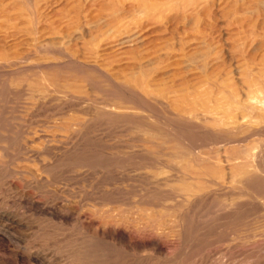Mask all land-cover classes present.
<instances>
[{
    "label": "rangeland",
    "instance_id": "obj_1",
    "mask_svg": "<svg viewBox=\"0 0 264 264\" xmlns=\"http://www.w3.org/2000/svg\"><path fill=\"white\" fill-rule=\"evenodd\" d=\"M263 72L264 0H0V264H264Z\"/></svg>",
    "mask_w": 264,
    "mask_h": 264
},
{
    "label": "bare ground",
    "instance_id": "obj_2",
    "mask_svg": "<svg viewBox=\"0 0 264 264\" xmlns=\"http://www.w3.org/2000/svg\"><path fill=\"white\" fill-rule=\"evenodd\" d=\"M210 53H211V52H210ZM212 55H214V54H212ZM215 56H216V55H215ZM209 58H210V56H209ZM246 58H247V57H246ZM247 60H248V59H247ZM212 61H213V60H212ZM246 62H247V61H246ZM209 64H210V63H209ZM206 67H207V66H206ZM142 70H143V69H142ZM214 72H215V71H214ZM244 72H245V71H244ZM246 73H247V72H246ZM263 73H264V72H263ZM260 75H261V72H260ZM263 75H264V74H263ZM207 76H208V75H207ZM245 76H246V75H245ZM150 77H151V76H150ZM248 77H249V76H248ZM259 77H260V76H259ZM145 78H146V77H145ZM148 78H149V77H148ZM246 78H247V77H246ZM210 79H211V78H210ZM253 79H255V78H253ZM257 79H258V78H257ZM246 80H247V79H246ZM132 81H133V80H132ZM141 81H142V80H141ZM248 81H249V80H248ZM139 82H140V81H139ZM130 83H131V82H130ZM137 83H138V81H137ZM142 83H144V82H142ZM245 83H248V82L245 81ZM262 83H263V82H262ZM131 84H132V83H131ZM131 84H130V85H131ZM149 84H150V82H149ZM151 84H152V83H151ZM256 84H258V83H256ZM141 85H142V84H141ZM158 85H159V84H157V86H158ZM218 85H219V84H218ZM249 85H250V84H249ZM249 85H248V86H249ZM251 85H252V84H251ZM253 85H254V83H253ZM261 85H262V84H261ZM261 85H258V86H261ZM154 86H155V85H154ZM246 86H247V85H246ZM248 86H247V87H248ZM255 86H256V85H255ZM255 86H253V87L251 86V87L254 88ZM162 87L164 88V86H162ZM155 88H156V87H155ZM163 88H162V89H163ZM219 88H220V86L218 87V89H219ZM257 88H258V87H257ZM257 88L255 89V91L257 90ZM156 89H157V88H156ZM158 89H160V87H159ZM166 89H167V88H166ZM218 89H217V90H218ZM134 90H136V88H135ZM148 90H149V88H148ZM206 90H207V89H206ZM143 91H144V90H143ZM146 91H147V90H146ZM146 91H145V92H146ZM153 91H154V90H153ZM156 91H157V90H156ZM156 91H155V92H156ZM172 91H173V90H172ZM208 91H209V90H208ZM210 91H211V90H210ZM253 91H254V90H253ZM258 91H259V90H258ZM148 92H149V91H148ZM155 92H154V93H155ZM159 92H160V91H159ZM164 92L166 93L167 91H164ZM168 92H169V91H168ZM191 92H192V91H191ZM204 92H206V91H204ZM251 92H252V91H250V93H251ZM259 92H260V91H259ZM261 92H262V91H261ZM138 93H139V92H138ZM170 93H171V92H170ZM198 93H199V92H198ZM207 93H210V92H207ZM222 93H223V92H222ZM231 93H232V92H231ZM253 93H254V92H253ZM256 93H257V91H256ZM144 94H145V93H144ZM157 94H158V93H157ZM177 94H179V93L177 92ZM200 94H202V93H200ZM217 94H218V93H217ZM228 94H229V93H228ZM228 94H227V96H228ZM233 94H234V93H233ZM263 94H264V93H263ZM151 95H152V93H151ZM154 95H155V94H154ZM170 95H171V94H170ZM174 95H175V94H174ZM222 95H223V94H222ZM229 95H230V94H229ZM146 96H147V94H146ZM155 96H156V95H155ZM157 96H158V95H157ZM178 96H180V95H178ZM197 96H198V95H197ZM201 96H202V95H201ZM208 96H209V94H208ZM151 97H152V96H151ZM153 97H154V96H153ZM153 97H152V98H153ZM160 97H161V96H160ZM165 97H166V95H165ZM174 97H177V96L175 95ZM195 97H196V96H195ZM202 97H203V96H202ZM206 97H207V96H205V98H206ZM229 97H230V96H229ZM229 97H228V98H229ZM250 97H251V96H250ZM253 97H254V96H253ZM168 98H171V97H168ZM223 98H225V100H226L227 97H223ZM255 98H258V97L255 96ZM153 99H154V98H153ZM156 99H157V98H156ZM179 99H180V98H179ZM182 99H183V98H182ZM216 99L218 100V98H216ZM230 99H231V98H230ZM230 99H229V100H230ZM233 99H234V98H233ZM233 99H232V100H233ZM180 100H181V99H180ZM189 100H190V99H189ZM204 100H205V99H204ZM217 100H216V101H217ZM219 100H220V99H219ZM169 101H170V100H169ZM174 101H175V99H174ZM183 101H184V100H183ZM201 101H202V99L199 101V103H200ZM206 101H207V100H205L204 102H206ZM213 101H214V100H213ZM213 101H212V102H213ZM216 101H215V102H216ZM221 101H222V100H220V101H218V102L221 103ZM176 102H177V100H176ZM189 102H190V101H189ZM192 102H193V101H192ZM196 102H197V101H196ZM208 102H209V101H208ZM218 102H216V104H217ZM225 102H227V101H225ZM230 102L232 103V101H230ZM234 102H235V101H234ZM234 102H233L232 104L229 103V102H228V103H229L231 106H235V104H236L237 102H236L235 104H234ZM238 102H239V101H238ZM170 103H171V101H170ZM180 103H182V102L180 101L179 103H177V104H176V107H177V105L180 104ZM184 103H185V102H184ZM220 103H219V105H220ZM222 103H223V101H222ZM228 103H227V106H229ZM240 103H241V102H240ZM240 103H239V104H240ZM172 104H174V103L172 102V103H171V106H172ZM185 104H186V103H185ZM200 104H201V103H200ZM213 104H214V103H213ZM216 104H215V105H216ZM169 105H170V104H169ZM194 105H196V103H195ZM198 105H199V104H198ZM209 105H210V103H209ZM221 105H222V104H221ZM223 105H225V104L223 103ZM250 105H251V104H250ZM250 105H249V106H250ZM162 106H163V105H162ZM174 106H175V105H174ZM201 106H202V105H201ZM206 106H207V104H206ZM206 106H205V107H206ZM211 106H212V104H211ZM225 106H226V105H225ZM237 106L239 107V105H237ZM245 106H247V104H246ZM172 107H173V106H172ZM185 107H186V106H185ZM194 107H196V106H194ZM202 107H203V106H202ZM202 107H201V108H202ZM238 107L235 106V108H237V109H238ZM252 107H253V106H252ZM201 108H200V109H201ZM211 108H212V107H210V109H211ZM215 108L218 109L219 107L217 108V107L215 106ZM229 108H230V107H229ZM240 108L242 109V107H240ZM254 108H255V106H254ZM116 109H117V108H116ZM180 109H181V108H180ZM185 109H186V108H185ZM190 109H191V108H190ZM203 109H204V107H203ZM203 109H202V110H203ZM219 109H220V108H219ZM121 110H122V109H121ZM123 110H124V109H123ZM182 110H183V109H182ZM187 110H188V109H187ZM202 110H201V111H202ZM230 110H231V109H230ZM255 110H256V108H255ZM174 111H175V110H174ZM192 111H193V110H192ZM206 111L208 112V110H206ZM212 111H213V109H212ZM212 111H211V112H212ZM220 111H221V110H220ZM256 111H257V110H256ZM189 112H190V111L188 110V113H189ZM194 112H196V111H193V113H194ZM215 112H216V111H215ZM225 112H226V111H225ZM225 112H224V113H225ZM230 112H231V111H230ZM238 112H239V111H238ZM238 112H237V113H238ZM244 112H245V110H244ZM113 113H115V112H113ZM117 113H118V111H117ZM121 113H122V112H121ZM175 113H177V112H175ZM185 113H186V112H185ZM190 113H191V112H190ZM205 113H206V112H205ZM224 113H223V115H225ZM231 113H232V112H231ZM240 113H241V112H240ZM247 113H248V112H247ZM200 114H201V113H200ZM227 114H228V115H226V116L231 115V114H229V113H227ZM234 114H235V113H234ZM243 114H244V113H243ZM243 114H241V115H243ZM135 115H136V114H135ZM137 115H138V114H137ZM192 115H193V114H192ZM201 115H202V114H201ZM212 115H213V114H212ZM215 115H216V114H215ZM215 115H214V116H215ZM235 115H236V114H235ZM235 115H234V116H235ZM247 115H248V114H247ZM258 115H259V114H258ZM139 116H140V115H139ZM151 116H152V115H151ZM205 116H206V115H205ZM220 116H221V115H220ZM226 116H225V117H226ZM231 116H232V115H231ZM261 116H262V115H261ZM185 117H186V115H185ZM198 117H199V115H198ZM200 117H201V116H200ZM202 117H203V116H202ZM206 117H207V116H206ZM218 117H219V116H217V118H218ZM222 117H223V116H222ZM239 117H241V116H239ZM249 117H251V116H249ZM193 118H194V117H193ZM195 118H196V117H195ZM210 118H211V117H210ZM213 118H214V117H213ZM219 118H220V119H224V118H221V117H219ZM226 118L228 119V117H226ZM236 118L238 119L237 116H236ZM243 118H245V116H244ZM256 118H258V117H256ZM259 118H260V117H259ZM259 118H258V119H259ZM190 119H192V118H190ZM205 119H206V118H205ZM233 119H235V118H233ZM239 119H240V118H239ZM239 119H238V120H239ZM250 119H251V121H252V118H250ZM250 119H248V121H249ZM150 120H151V119H150ZM163 120H164V119H163ZM194 120H195V119H194ZM201 120H202V118H201ZM207 120H208V119H207ZM207 120H206V121H207ZM217 120H218V119H217ZM217 120L215 119V121H217ZM228 120H229V119H228ZM245 120H246V119H245ZM151 121H152V120H151ZM192 121H193V119H192ZM219 121H220V120H219ZM234 121H235V120H234ZM242 121H243V120H242ZM242 121L240 120V122H242ZM251 121H250V122H251ZM254 121H255V120H253V123H254ZM257 121H258V120H257ZM162 122H163V121H162ZM209 122H210V121H209ZM217 122H218V121H217ZM217 122H216V123H217ZM222 122H225V119L222 120ZM222 122H221V123H222ZM238 122H239V121H238ZM250 122H249V123H250ZM258 122H260V121H258ZM258 122H255V123H258ZM154 123H155V122H154ZM163 123H165V122H163ZM192 123H193V122H192ZM214 123H215V122H214ZM231 123H232V122H231ZM245 123H246V122H245ZM251 123H252V122H251ZM210 124H211V123H210ZM219 124H220V122H219ZM222 124H223V123H222ZM233 124H236V121L233 122ZM238 124H239V123H238ZM259 124H260V123H259ZM213 125H214V124H213ZM213 125H212V126H213ZM216 125H218V124H216ZM220 125H221V124H220ZM223 125L225 126V124H223ZM236 125H237V124H236ZM248 125H249V124H248ZM250 125H253V124H250ZM233 126H234V125H233ZM233 126H232V127H233ZM187 131H188V130H187ZM210 131H211V130H210ZM207 132H208V131H207ZM208 133H209V132H208ZM165 134H166V133H165ZM194 134H195V133H194ZM209 134H210V133H209ZM240 136H241V135H240ZM173 137H174V136H173ZM210 137H211V136H210ZM229 137H230V136H229ZM240 142H241V141H240ZM229 143H230V142H229ZM226 144H227V142H226ZM189 145H190V144H189ZM169 146H170V145H169ZM112 150H113V149H112ZM174 153H175V152H174ZM177 153H179V152H177ZM188 154H189V153H188ZM191 156H192V155H191ZM250 161H251V160H250ZM256 161H258V160H256ZM260 161H261V160H260ZM224 162H225V161H224ZM235 162H236V161H235ZM237 162H238V161H237ZM176 163L179 164V162H176ZM198 163H199V162H198ZM203 163H204V162H203ZM238 163H239V162H238ZM238 163H237V164H238ZM245 163H247V165H245ZM253 163H254V161H253ZM188 164H189V163H188ZM225 164H226V163H225ZM242 164H244L245 166H248V167H249L248 162H244V163H242ZM249 164H250V167H251V163H249ZM185 165H187V164H185ZM189 165H190V164H189ZM204 165H205V164H204ZM210 165H211V164H210ZM229 165H230V164H229ZM187 166H188V165H187ZM206 166H207V165H206ZM206 166H205V167H206ZM225 166H226V165H225ZM232 166H233V165H232ZM234 166H235V165H234ZM254 166H255V165H254ZM175 167H176V166H175ZM214 167H215V166H214ZM220 167H221V166H220ZM239 167H240V166H238V169H239ZM183 168H184V167H183ZM188 168H189V167H188ZM206 168H207V167H206ZM246 168H247V167H246ZM251 168H252V167H251ZM173 169H175V168H173ZM178 169H179V168H178ZM176 170H177V169H176ZM214 170H215V169H214ZM226 171H227V170H226ZM238 171H239V170H238ZM184 172H185V171H184ZM218 172H219V171H218ZM185 173H186V172H185ZM234 173H235V172H234ZM237 173H238V172H237ZM237 173H236V174H237ZM187 174H188V173H187ZM247 174H248V173H247ZM188 175H189V174H188ZM212 175H213V174H212ZM223 176H224V175H223ZM234 176H235V175H234ZM238 176H239V175H238ZM240 176H241V175H240ZM240 176H239V178H240ZM247 176H248V175H247ZM250 176H251V175H250ZM257 176H258V174H257ZM213 177H214V176H213ZM236 177H237V176H236ZM243 177H244V176H243ZM243 177H242V178H243ZM248 177H249V176H248ZM254 177H255V176H254ZM242 178H240V179L244 182V180H246V179L243 180ZM257 178H258V177H257ZM259 179H260V178H259ZM237 180H238V179H237ZM256 180H257V179H256ZM219 181H220V180H219ZM242 181H241V182H242ZM248 181H249V180H248ZM251 181H252V180H251ZM254 181H255V180H254ZM254 181H253V182H254ZM212 182H213V181H212ZM246 183H247V182H246ZM221 184H222V183H221ZM256 184H257V182H256ZM210 185H211V184H210ZM212 185H213V184H212ZM223 185H224V184H223ZM250 185H251V184H250ZM254 185H255V184H254ZM236 186H237V185H236ZM248 186H249V185H248ZM212 187H213V186H212ZM195 188H196V187H195ZM249 188H250V187H249ZM191 189H192V188H191ZM257 189H258V188H257ZM188 191H189V190H188ZM193 191H194V190H193ZM181 192H183V191H181ZM186 192H187V191H186ZM254 192H255V191H254ZM183 193H185V192H183ZM188 194L191 195V193H187L186 195H188ZM181 195H182V194H181ZM193 195H194V194H193ZM259 195H260V194H259ZM257 196H258V195H257ZM254 198H255V197H254ZM185 200H186V199H185ZM188 200H190V199L188 198ZM261 200H262V199H261ZM219 203H220V202H219ZM224 206H225V205H224ZM226 206H227V205H226ZM199 224H200V223H199ZM184 227H185V226H184ZM157 247H158V246H157ZM159 248H160V247H158V249H159ZM160 249H161V248H160ZM160 249H159V250H160Z\"/></svg>",
    "mask_w": 264,
    "mask_h": 264
}]
</instances>
